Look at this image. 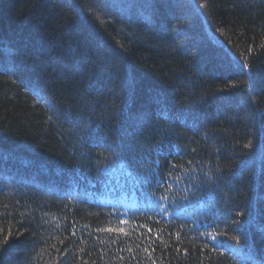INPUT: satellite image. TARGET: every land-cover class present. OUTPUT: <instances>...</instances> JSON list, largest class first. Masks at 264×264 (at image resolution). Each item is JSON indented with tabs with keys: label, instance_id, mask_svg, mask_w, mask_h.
<instances>
[{
	"label": "trees",
	"instance_id": "obj_1",
	"mask_svg": "<svg viewBox=\"0 0 264 264\" xmlns=\"http://www.w3.org/2000/svg\"><path fill=\"white\" fill-rule=\"evenodd\" d=\"M153 262L264 264V0H0V264Z\"/></svg>",
	"mask_w": 264,
	"mask_h": 264
},
{
	"label": "snow or ice",
	"instance_id": "obj_2",
	"mask_svg": "<svg viewBox=\"0 0 264 264\" xmlns=\"http://www.w3.org/2000/svg\"><path fill=\"white\" fill-rule=\"evenodd\" d=\"M205 5H200V7H204ZM42 99H45V97H42ZM165 211L164 208H161V212ZM242 215V213H241ZM122 223H126V221H122ZM99 231H107V232H119V233H125V229L124 228H106V229H99ZM150 231V230H149ZM126 234V233H125ZM73 235H75V232H73ZM212 239H215V237H212ZM233 239H239L238 237H234ZM144 251L147 253L148 252V249L145 248ZM179 251V250H178ZM151 254L149 253V256ZM154 264V262H153Z\"/></svg>",
	"mask_w": 264,
	"mask_h": 264
}]
</instances>
